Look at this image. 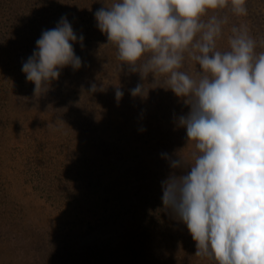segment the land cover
Instances as JSON below:
<instances>
[{"label":"rangeland","instance_id":"1","mask_svg":"<svg viewBox=\"0 0 264 264\" xmlns=\"http://www.w3.org/2000/svg\"><path fill=\"white\" fill-rule=\"evenodd\" d=\"M112 2L65 0L67 12L62 17L84 37L83 46L73 45L82 66L62 70L65 77L52 82L45 97H33L35 86L26 81L22 62L32 55L51 22L40 26L36 21L32 30L31 15L18 10L0 27V213L10 223L22 222L4 195L22 205L25 222L16 227L37 239L33 250L40 257L39 263L29 261L34 256L32 248L24 252L4 239L0 240V264H216L211 257L195 255L196 242L187 227L164 210L162 202L154 211L141 214L140 210L134 217L126 209L139 197L149 200L143 202L149 209L159 203L154 194L162 196L161 182L172 171L162 153L175 159L174 153L179 152L191 164L196 149L194 143L186 144V131L174 122L189 108L166 90L165 77L158 76L153 83L149 75L145 95L130 94L142 82L140 76L121 66L116 46L108 43L95 20V12ZM244 7L246 15H237L228 0L226 7L202 17L204 22L213 15L226 18L216 50L230 51L231 29L244 25L256 41L255 53L264 52V0H244ZM38 25L42 31L33 36ZM180 70L194 75L198 65L185 53ZM93 83L98 90L89 99ZM117 87L123 92L119 101ZM46 110H53L56 119L66 110L74 121L72 127L87 119L81 131L85 146L55 143L57 136L44 126L48 119L41 123ZM82 111L84 117L79 114ZM12 118L17 122L14 129ZM145 191L153 192L152 196ZM13 236L17 238L14 233L3 235ZM19 255L23 259L18 263Z\"/></svg>","mask_w":264,"mask_h":264},{"label":"clouds","instance_id":"2","mask_svg":"<svg viewBox=\"0 0 264 264\" xmlns=\"http://www.w3.org/2000/svg\"><path fill=\"white\" fill-rule=\"evenodd\" d=\"M227 5L228 0H114L95 12V20L116 46L121 66L140 76L142 82L129 90L133 97L145 95L149 75L153 83L165 77L166 90L189 108L174 122L186 131V144L194 143L193 163L179 152L175 159L161 154L172 169L161 182V202L187 227L195 255L216 264H264V52L255 53L256 41L244 25L231 29L230 51L216 50L226 18L202 17ZM231 7L246 15L244 0H231ZM83 40L66 16L42 31L22 62L34 98L45 95L64 68H81L73 45L83 46ZM185 53L198 65L194 75L180 70ZM97 90L93 83L88 91ZM115 96L123 97L119 87Z\"/></svg>","mask_w":264,"mask_h":264},{"label":"trees","instance_id":"3","mask_svg":"<svg viewBox=\"0 0 264 264\" xmlns=\"http://www.w3.org/2000/svg\"><path fill=\"white\" fill-rule=\"evenodd\" d=\"M3 2L7 3L8 5L6 7L2 6ZM64 3H65V0H54V1L53 0H17V1L16 0H0V22L1 21L3 22V23H0V27L2 24L4 25V23L6 24V21L9 20L8 18L9 16H12L14 12L17 13L18 10H20L21 12L20 14L26 13L27 16L31 15V29L32 30H34V27L32 25L36 21H38L37 23L40 26L43 25L47 21L51 22L49 25L45 27L44 30H48L50 29V27L54 28L56 24L60 21L61 17L64 15V12H67V10L64 7ZM39 25L36 27L35 31H32V33L34 34L33 36L40 35V32L42 30L40 31L38 29ZM33 39L34 38L32 37L31 40ZM65 69L66 68H64L63 70L65 71ZM61 77H65V72L61 71V75L56 82L60 81ZM25 78L23 79V81L25 80ZM29 89L30 88L28 87L27 90ZM52 89L54 90V88ZM45 96L47 95L45 94L44 97ZM92 98H93V93H91L89 96V99H92ZM98 102L99 101H97L96 103ZM46 111L47 112L43 113L42 115L41 123H46L48 119L49 122L45 124L44 126L46 127L47 130H50L54 135L57 136V141H54L55 143L59 141H63L69 144L73 142V143H77L78 145L85 146L86 139L82 135L81 131L86 128V123L88 122L87 119H83L82 121L77 122V124H75L74 127H72L74 121L72 119H68L69 117L67 115L69 114L66 112V110H63V113H64L63 117H59L58 119H56V113L53 110H46ZM89 111L91 113H94L93 109H89ZM48 112H52L53 116L50 115L49 117ZM83 112L84 111L80 112L79 114L84 117L85 114ZM10 115H12V112ZM10 121L14 129V124L17 125V122H15L14 118H12ZM22 122L25 123L24 119H22ZM91 148H93V146H91ZM152 193L148 191L147 194L151 197ZM0 196L3 197L1 191H0ZM4 197H7V200H6L7 204L9 206H12L16 210V215L18 216V218L22 219V222L21 221L15 222L14 220V223H10L5 218V216L0 213V216H1L0 218V240L5 239L6 242L10 244V246H12L13 248H15V246L20 247L19 249H21L24 252L26 248H32L33 250L34 245L37 243V239L33 236H28V234H26L27 231H25L24 229L16 227V226H20L24 224L25 221L23 220H24V215H26V211L23 210L22 205L18 204L16 200L11 199L8 195H4ZM144 198H140V197L137 198L132 206L126 208L132 217H134V213H140L141 211H142L141 214H146V212H143V211H147V210L154 211L155 205H158L159 207L162 196L157 197L154 194V199L158 200L159 203L154 204V206H152L153 209H149L150 207L148 208L146 205H144L143 202H146V203L149 202V200L144 199ZM5 233H14L17 236V238L15 236L3 237ZM24 238H27L26 243L23 245H20V242L24 240ZM0 248L2 250V247ZM26 255L27 254H24L23 258L24 257L27 258ZM23 258H21V255H19L17 257L18 263ZM27 259L32 262L34 261V263L40 262V257L38 253H36L35 251H34V256H30V258H27ZM51 260L53 261V259Z\"/></svg>","mask_w":264,"mask_h":264}]
</instances>
